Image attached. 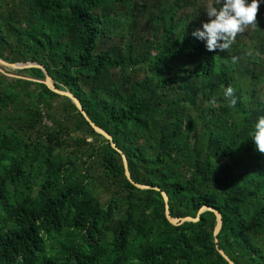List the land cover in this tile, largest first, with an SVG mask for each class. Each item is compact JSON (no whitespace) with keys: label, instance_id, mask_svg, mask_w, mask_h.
<instances>
[{"label":"trees","instance_id":"trees-1","mask_svg":"<svg viewBox=\"0 0 264 264\" xmlns=\"http://www.w3.org/2000/svg\"><path fill=\"white\" fill-rule=\"evenodd\" d=\"M211 0H0V264H264V0L224 51ZM237 57L233 62L232 57ZM231 85L235 105L224 96ZM200 216L173 224L166 215Z\"/></svg>","mask_w":264,"mask_h":264},{"label":"clouds","instance_id":"clouds-1","mask_svg":"<svg viewBox=\"0 0 264 264\" xmlns=\"http://www.w3.org/2000/svg\"><path fill=\"white\" fill-rule=\"evenodd\" d=\"M262 0H211L204 7L206 20L193 28L191 35L203 41L208 51H224L231 48L238 33L249 25L257 24V12ZM233 62L237 57H232ZM235 89L229 85L224 96L235 105ZM250 138L255 148L264 153V115H259L253 123Z\"/></svg>","mask_w":264,"mask_h":264},{"label":"water","instance_id":"water-1","mask_svg":"<svg viewBox=\"0 0 264 264\" xmlns=\"http://www.w3.org/2000/svg\"><path fill=\"white\" fill-rule=\"evenodd\" d=\"M0 65H4L5 67H8V68H12V69H16V68H25V67H30V66H38V67H41L43 68V70L45 71V74H46V79H45V83L54 91L60 93V94H63V95H67L69 96L73 102L78 106V108L81 110V112L85 115V117L87 118V120L91 123V125L100 133L104 134L107 138L111 139L112 140V145L117 149L119 150L121 153H122V156H123V161H124V164H125V168H126V175L128 177V179L133 182L137 187L139 188H143V189H147V188H156V189H160V187H156V186H152V185H148V184H143V183H140V182H137L133 179L132 175H131V172H130V169H129V163H128V158L126 156V154L122 151V149H120L117 145H116V142L113 141V136L107 131L105 130L103 127L99 126L98 124H96L95 121L92 120V118L88 115L87 111L85 110L81 100L78 98V96H76L71 90H68V89H59L56 85H55V81L54 79L52 78V76L49 74V72L46 70V68L42 65H40L39 63L37 62H32V61H29L27 63H23V62H8L6 60H4L3 58L0 57ZM163 193V196L165 198V202H166V215L168 217V219L175 225H179L185 221H197L200 219V216H197V217H193V216H185V217H177V216H173L171 214V210H170V206H169V196L168 194L165 192V191H162ZM208 209H212L215 211L216 213V216H217V224L215 226V237H216V242H217V248L219 249V251L221 252V254L230 262V264H237L234 260H232L230 258V256L226 253L225 250H223L218 241V234L219 232L221 231L222 229V226H223V215L222 213L217 210V209H214L212 207H209V206H203L199 213H202L204 212L205 210H208Z\"/></svg>","mask_w":264,"mask_h":264},{"label":"rangeland","instance_id":"rangeland-1","mask_svg":"<svg viewBox=\"0 0 264 264\" xmlns=\"http://www.w3.org/2000/svg\"><path fill=\"white\" fill-rule=\"evenodd\" d=\"M0 66H4V65H0Z\"/></svg>","mask_w":264,"mask_h":264}]
</instances>
